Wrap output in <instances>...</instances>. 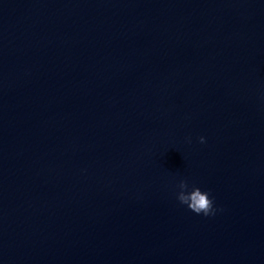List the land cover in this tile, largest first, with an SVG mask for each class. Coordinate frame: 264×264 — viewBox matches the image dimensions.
<instances>
[{"label":"water","instance_id":"1","mask_svg":"<svg viewBox=\"0 0 264 264\" xmlns=\"http://www.w3.org/2000/svg\"><path fill=\"white\" fill-rule=\"evenodd\" d=\"M0 264H264V0H0Z\"/></svg>","mask_w":264,"mask_h":264},{"label":"clouds","instance_id":"2","mask_svg":"<svg viewBox=\"0 0 264 264\" xmlns=\"http://www.w3.org/2000/svg\"><path fill=\"white\" fill-rule=\"evenodd\" d=\"M200 141L204 142V137L201 136ZM176 192L177 200L196 214L203 213L205 216L214 215L213 200L209 197L208 192L202 191L201 188L195 184L189 185L187 179H180L177 183Z\"/></svg>","mask_w":264,"mask_h":264}]
</instances>
